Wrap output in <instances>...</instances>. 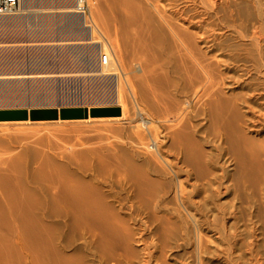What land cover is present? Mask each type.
I'll return each instance as SVG.
<instances>
[{
    "label": "bare ground",
    "instance_id": "obj_1",
    "mask_svg": "<svg viewBox=\"0 0 264 264\" xmlns=\"http://www.w3.org/2000/svg\"><path fill=\"white\" fill-rule=\"evenodd\" d=\"M53 1L72 11H20L22 3ZM95 1L18 0L0 14V35L64 36L50 52L114 85L121 117L99 120L131 123L124 61L93 36L103 37L85 12ZM110 1L115 44L144 61L123 79L149 124L131 125V156L111 140L43 150L39 136L12 139L24 148L0 154V264H208V256L220 264H264V4L248 0L251 10L243 12L232 9L234 0ZM86 35L84 45H63L66 37ZM154 47L162 48L166 62L158 60L173 77L165 96L159 87L143 88L161 83V63L148 58ZM6 48L24 47L5 46L1 63H24V51ZM42 59L30 56L35 64ZM84 120L37 122L94 119ZM30 121H2L0 129L26 133ZM78 127L69 132L80 134ZM182 249L186 255L178 254Z\"/></svg>",
    "mask_w": 264,
    "mask_h": 264
},
{
    "label": "rangeland",
    "instance_id": "obj_2",
    "mask_svg": "<svg viewBox=\"0 0 264 264\" xmlns=\"http://www.w3.org/2000/svg\"><path fill=\"white\" fill-rule=\"evenodd\" d=\"M96 1H95V5H91V7H90V5H88L89 9L85 5V12H86L87 16L89 14L92 16L93 21L97 25L98 30L100 31V33L102 34L103 37H101L98 32H95L93 34V36L97 40L100 39L103 42L105 41L104 43H105L106 47L108 49L111 48V50H113L114 53L117 51L116 57L117 56L120 57V55H121V57L124 61L125 69H126L125 71H123V73H124L123 77L125 78V74L131 76L129 71H131L134 67L135 68L138 67L139 64H140V67H144V61L140 57L139 54H136V53L134 54V52H132V50L130 51V48L124 46L123 43L119 42L118 46L115 44V42H114L115 33H114V27L112 24L113 23V21H112L113 12H112L111 5H109V3L111 1L110 0L109 1L108 0H96ZM232 1L233 0H230V3ZM241 1L240 0H234L230 6L232 7L234 5V7L232 9L237 8V10H242L243 12L244 11L249 12L248 9L250 8V10H251V6L248 3V0H241ZM261 2L264 4V0H261ZM34 4H36V3H34ZM47 5H49V4H47ZM47 5L46 6L45 5L44 6H36V5L25 6L22 3V6L20 7V11L22 13H34V12L35 13H37V12H43V13L48 12V13H50L51 12V13H56V14L62 13V12H67V11L68 12L72 11L71 10L72 7L70 8V6L62 5V4L58 3L57 1H53V3L50 4V6H47ZM95 9H97V10H95ZM94 11H96V12H94ZM88 12H90V13H88ZM89 24L91 25V22ZM59 37H61L62 39L65 38L64 36H63L64 37L63 38L62 36H58V35H55L53 37L55 39H53L52 37H50V39H49V37H45V36L44 37H38L37 36V37H33L34 38L33 39V38L27 37L26 35H21L20 37H15V38L12 36H4V38H3L0 35V52H1V50L5 51V49H4L5 46L18 45V46H23L24 48H20L21 50L20 49L16 50V48H15V50L13 48L10 50V48L9 49L6 48V51L7 50H9L10 52L12 51V54H13V51L14 52L16 51V53H18V56H19L21 51H24L23 54H25V56L23 57L25 59L22 58V61L24 60L23 62L25 64L22 63L20 66H19V64H16V65L9 64L10 65L9 66L8 63H5V62L1 63V61H0V110H26L28 112L30 110H36V109H57V110H59L61 108H86V109H88V111L92 108H118L120 110V108L116 104V101L114 100L115 88L113 87L114 85H113V83L110 82V80H100L99 81V80L93 79L92 78L93 74L90 73L91 71L88 69L84 70L85 68L83 69V67L81 66L82 64L79 65V63H78V65H79L78 66L76 63H74V62L72 63L69 59H67L68 57H65V59H63L64 57L63 58L58 57L57 55L61 54L59 50L56 51L57 53L53 52V51L50 52L49 45L50 46L51 45H57L59 43V41H61V40L58 41V39H61ZM94 37H93V40H96ZM39 38H41V39H39ZM75 38H77V37H74V39H71V37H69V38L66 37V39H68V41L67 40L63 41V45H65V44H67V45L83 44L84 45L85 43L89 42L87 35L86 36H80L76 40H75ZM31 39H33V40H31ZM54 40H57V41H54ZM231 40L232 39H229V42L233 43V40L232 41ZM56 42H57V44H56ZM30 44H32V46L38 45V47H36V46L35 47H25V46H31ZM40 44H42V46L46 45L47 49L46 48L45 49L40 48L41 47ZM67 45H65V46H67ZM29 48H30V50H29ZM27 49H28V52L29 51H31V52L28 53ZM153 49H154L153 51H157V52L152 51V53L154 55L150 54L151 57H148V58L149 59L152 58L153 60H156L155 64L158 63L157 67L161 63L159 68H162L161 69L162 72H160L159 71L160 69L157 68L158 69V75H156V76L159 77V79H157V80L161 81L162 84L159 82V84L155 83L156 85H154V83H152L151 81H148L149 83H152V84L150 85V84L146 83L150 86L149 87L144 86L143 88L148 93V91H150L149 88L159 87V88H156L155 91H157L159 89L157 91L159 93V95L163 94L165 96V95L169 94L172 90L171 87H169V86L166 87V80H168V78L171 79L173 77L171 74H169L167 76L165 75L169 67H168L167 63H164V61L166 62V60L164 59V53L161 50L162 48L160 49L158 47H154ZM36 52L41 55V59L43 58L42 59L43 61L39 64L38 63L35 64V62H31V60H30L31 55L34 56V53H35V56L37 55ZM158 52H159V54H157ZM52 53H54L56 56L52 55ZM46 54L48 57L45 56ZM51 55L54 57H52ZM159 58L161 59L160 61H162V60H164V61L160 62L158 60ZM47 59H49V60H47ZM152 59H150V60L152 62H155ZM0 60H2V59H0ZM44 60L47 62H45ZM62 60H64V61L61 62ZM66 60H68V61L66 62ZM162 63L166 64L167 66H165ZM134 64H135V66H134ZM153 64L154 63H152V65ZM4 65H6V66H4ZM161 65L164 67H161ZM163 69H165V70H163ZM163 72H165V73H163ZM161 73H162V75H160ZM91 74H92V76H91ZM123 77L121 76V83L123 84L122 89H125L126 91L125 90H122V91H123V96L126 99L125 101L127 102L126 103L127 109L129 110L128 114H126V115H128L130 117H131V115H133V113H134V115H136L135 116L136 118H134V120L131 123H129V121H127L125 118L122 119L123 121H115V120H114V122L110 121L112 123H110L109 121L99 120V119H109V118H120L121 117V111H120L119 116H107V117H96V118L88 117L89 119H94V120H89L88 122H77V123H73V124L72 123H67V124L65 123L64 124L62 122H55V123L50 122V123H45V124H43V123L39 124V122H37V121L42 122V121H46V120L30 121L33 124H30V127H29L30 129H28L26 131V133L24 132V130L23 131L22 130L20 131L18 129L16 130V128H14V127H12V129L10 128L8 131H3L2 129H0V141H1V143H3V146H4L3 147L0 144V154H3V156H5L6 151L7 152H15V151H18L19 149L23 150L22 148H24V146L19 145L17 143L13 144L14 143L13 141L16 140L14 138L24 139V138H26V136H28L27 140H28V138L30 139V137L31 138L33 137V139L29 140V141H33V140L38 139V136H39V138L41 137V139H43V141L45 143L44 148L41 147V149H43V150H47V145H50L53 147L54 146H61V144H63V146L64 145L69 146L70 144L75 143L77 141H86V140H89L91 142H93V141L102 142L104 140L103 142L108 144L111 140V142H110L111 144H116L118 147L122 148V150H124L126 153L129 152L127 154H129L128 156H131L133 143H132V140H129L132 138V133L130 135L129 131L134 130L133 129L134 127H132L133 125L137 124L142 128V125H145L147 123H145V124L142 123L143 121L141 120V117H139L140 116L139 107L141 108L140 102L138 100H137L138 103H137V101L134 102L130 98V95H128L130 93L128 92L129 90L127 89L128 87L126 86V83H125ZM84 80H86V81H84ZM83 83H85V84H83ZM89 83H90V85H89ZM157 84L159 86H157ZM152 85H154V86H152ZM81 90H83V91H81ZM152 91H153V89H152ZM83 93H85L87 96V98H85V100L83 99V96H82ZM81 101H83V102H81ZM84 102H86V103H84ZM134 115H133V117H134ZM133 117H131V118H133ZM27 120H29V119H27ZM27 120H5V121H27ZM2 121L3 120H0V122H2ZM52 121H55V120H52ZM81 121H86V120L81 119ZM74 124H76V126H79L82 128V130H81L82 132L78 131L80 134L69 132V131H71V128L74 126ZM79 127H78V129L80 130L81 128H79ZM67 128L69 129L68 131H66ZM62 129L63 130L65 129L64 131H66L67 133L64 132ZM29 130L30 131L32 130V132H30ZM68 132L71 134H69ZM128 136H131V138H129ZM12 139H14V140L12 141ZM71 139H73V140H71ZM57 143H59V144H57ZM53 144H55V145H53ZM28 148L29 149L30 148L36 149L34 144H29ZM5 149H7V150H5ZM12 149H14V150H12ZM3 151H5V152H3ZM187 252H188V250L182 249L179 251L178 254H180V255L185 254L186 255ZM208 257L210 258L207 261L208 264H220V263H222V261L221 262L216 261V259L213 256H208ZM172 264H173V262H172Z\"/></svg>",
    "mask_w": 264,
    "mask_h": 264
},
{
    "label": "water",
    "instance_id": "obj_3",
    "mask_svg": "<svg viewBox=\"0 0 264 264\" xmlns=\"http://www.w3.org/2000/svg\"><path fill=\"white\" fill-rule=\"evenodd\" d=\"M118 108H92L89 110L82 108H62L57 109H36L30 110H0V120H70L87 119L88 117L119 116Z\"/></svg>",
    "mask_w": 264,
    "mask_h": 264
},
{
    "label": "built area",
    "instance_id": "obj_4",
    "mask_svg": "<svg viewBox=\"0 0 264 264\" xmlns=\"http://www.w3.org/2000/svg\"><path fill=\"white\" fill-rule=\"evenodd\" d=\"M18 3V0H0V14L12 10ZM105 62V58H103Z\"/></svg>",
    "mask_w": 264,
    "mask_h": 264
}]
</instances>
